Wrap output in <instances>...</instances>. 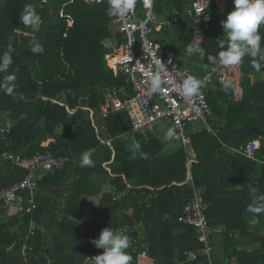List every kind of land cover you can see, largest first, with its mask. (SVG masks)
Instances as JSON below:
<instances>
[{
	"label": "trees",
	"instance_id": "obj_1",
	"mask_svg": "<svg viewBox=\"0 0 264 264\" xmlns=\"http://www.w3.org/2000/svg\"><path fill=\"white\" fill-rule=\"evenodd\" d=\"M211 1V29L203 38L193 35L195 28H202V22L195 24L190 15L194 0L155 3L157 15L172 23L156 34L162 49H173L178 59L188 58V67L198 76L212 70L208 57L217 56L229 39L221 21L233 10V0ZM26 5L35 8L37 23H21ZM136 5L140 8L139 1ZM107 10L106 4H88L85 0H0V57L9 46L13 49L11 66L0 72V116L12 123L11 129L0 131V190L26 176L24 169L7 161L6 154L31 158L51 148L60 156L77 159L40 181L33 197L24 193L22 208L13 210L8 222L0 218V264H23L20 253L25 242L32 247L31 264H84L87 248L94 250V257L102 254L103 250L91 241L99 237L103 227L118 231L139 224H143V230L126 234L141 244L139 252L131 255V264H175L185 261L190 250L201 252L203 245L197 241L195 228L178 221L194 197V188L185 183L187 158L193 160V185L206 192L209 224L222 228L226 246L233 241L232 234L242 239L250 237L249 216L258 219L260 247L234 250L226 263L264 264V211L251 210L257 202H264V66L257 70L253 66L256 58L245 56L240 77L243 94L238 101L234 89L219 82L206 92L213 115L225 122L217 137L198 134L187 153L180 150L171 156L161 155L162 148L154 141L131 148L122 138L131 130L127 112L111 115L105 120V130L98 132L90 110L79 107L69 93L91 96L88 107L97 111L104 101L100 91L127 86L125 77L107 65L125 43L113 33V17ZM259 34L264 37V25ZM34 41L43 47L41 53L31 51ZM193 41L205 50L204 57L187 52ZM261 44L264 47V39ZM128 93L132 95L129 87ZM64 94L66 105L59 103ZM254 139L262 143L254 160L242 152L227 154ZM88 149H95L91 167L82 166L80 161ZM74 166L78 180L64 208L66 218L54 234L46 228L47 209L53 200L43 191L49 184L57 186L62 174ZM110 175L114 176L110 183L116 195L108 194L100 206L86 209L79 201L82 194H95L98 179ZM239 182L245 184L244 190L229 191ZM252 187L254 193H250ZM124 192L126 195L118 200L116 196ZM133 200L137 206L129 218L123 209ZM5 211L0 208V216ZM86 215L96 222L80 227L69 221L71 217L87 219ZM31 222L43 226L33 238L27 233ZM200 262L204 258L200 257ZM216 262L225 264L219 259Z\"/></svg>",
	"mask_w": 264,
	"mask_h": 264
},
{
	"label": "built area",
	"instance_id": "obj_2",
	"mask_svg": "<svg viewBox=\"0 0 264 264\" xmlns=\"http://www.w3.org/2000/svg\"><path fill=\"white\" fill-rule=\"evenodd\" d=\"M47 3L49 0H40ZM157 0H139L140 9L136 5L126 20L114 19V32L124 38V47L121 53L116 54L108 61V66L113 72L121 74L126 79L127 85L132 90V95H128L126 88L104 89L99 92L103 97L99 109L96 111L88 107L91 96L73 95V98L83 107L91 112V120L98 132L105 129L104 121L112 114L127 112L131 121V130L126 133L125 139L130 141L133 147L147 145L154 138L156 126L166 121L171 122L178 137H180L185 146L189 145L191 140L187 135V128L191 124H201L208 134L215 136L218 131L211 125L213 110L207 100L206 91L211 89L216 82L224 84L236 83L239 79V71L242 62L236 66L218 67L201 77L194 75L190 70L180 67L177 54L170 49H162L160 42L154 39L155 33L171 27L170 22L161 21L155 12V3ZM88 4H106L108 0H85ZM211 0H194L190 15L194 18L195 24L202 22V28H195L193 35L196 38H203L211 29ZM165 66L167 75L165 79L170 78L172 83H165L161 90L151 93L149 90V75ZM194 76L202 80V87L198 95L185 97L181 91V84L187 76ZM66 96L59 102L66 105ZM74 112L75 110H71ZM109 145L111 142H107ZM261 148L259 140L248 142L243 153L249 159L254 160L256 152ZM5 158L12 161L15 167L24 169L26 176L20 182L9 188L0 190V208L8 210L13 206L23 203V194L27 193L33 197L38 189L40 175H54L62 171L66 166L76 158L60 156L53 153L51 148L44 152L37 153L31 158L23 157L17 154H6ZM189 175H191L190 161L187 162ZM33 204L32 201H30ZM209 206L205 201V192L202 188L194 187V197L187 208L178 217V221L187 226L194 227L196 230L197 241L203 245L201 252L190 250L186 252V260L176 264H197L200 263V257L204 258L206 264H217L214 259V230L209 224L208 219ZM39 226L36 222H31L27 231L29 238H33L38 232ZM143 230V224L123 226L118 229L124 234H133ZM130 238L129 254L133 255L139 252L141 244L139 240ZM32 247L28 242L22 244L21 258L23 264H31ZM94 257V250L91 249L86 257L84 264H89Z\"/></svg>",
	"mask_w": 264,
	"mask_h": 264
},
{
	"label": "clouds",
	"instance_id": "obj_3",
	"mask_svg": "<svg viewBox=\"0 0 264 264\" xmlns=\"http://www.w3.org/2000/svg\"><path fill=\"white\" fill-rule=\"evenodd\" d=\"M137 0H108V15L111 17L126 20L133 11ZM39 20L38 14L32 5H26L21 14L20 21L25 25H32ZM261 25H264V0H233V10L221 21L223 33L228 35V43L217 56H209L208 60L212 64V70L218 67H230L239 65L245 56L256 58L254 67L259 70L264 66V47L261 41L264 39L259 34ZM13 49L8 50L0 57V72L7 71L12 64ZM31 51L41 53L43 47L38 42H33ZM187 52L200 57L205 56V50L199 43L193 41L187 47ZM166 68L163 65L159 70L149 75L148 83L151 93L161 90L165 83H172L171 79H165ZM11 79V77H10ZM202 80L194 76H187L182 84L181 91L185 97H193L199 94L202 87ZM171 138L174 129H169L166 133ZM95 149H88L81 154L82 166L91 167L94 165L92 159ZM254 212L264 211V202H257L251 208ZM97 249H101L102 254L91 258L89 264H131L132 257L127 251L130 247V238L112 228H104L97 239L91 241Z\"/></svg>",
	"mask_w": 264,
	"mask_h": 264
},
{
	"label": "crops",
	"instance_id": "obj_4",
	"mask_svg": "<svg viewBox=\"0 0 264 264\" xmlns=\"http://www.w3.org/2000/svg\"><path fill=\"white\" fill-rule=\"evenodd\" d=\"M158 17H159V19L161 21H165V22L167 21V20L161 18L159 15H158ZM114 19H115V17H113V20H112V23H111V29H112L114 34L120 35V34L114 32V29H113V21H114ZM167 22H170V21H167ZM171 26H172V23H171ZM163 30H166V29H163ZM156 34L157 33H155V35H154V39L157 40L158 42H160L159 39L157 38ZM121 37L124 40L123 36H121ZM160 44H161V42H160ZM163 50H165V49H163ZM170 50H173V49H170ZM121 51L119 53H121ZM177 60H178V63L180 65V67H181V64H180L179 59H178V55H177ZM181 68L190 70L194 75H196L192 71V69L190 67H187V68L181 67ZM241 68H242V65H241ZM241 68H240V71H239V79H238V81L236 83H233V84L229 85V84H224V83L219 82V83H221L223 85L232 87L234 89V95H235V98H236L237 101L241 99L242 94H243V90H242V88L240 86ZM211 71H213V70L207 71L203 75H205L207 73H210ZM196 76H198V75H196ZM198 77H201V76H198ZM126 85H127V83H126ZM214 85L209 90H213L214 89ZM128 87H129V89H131L129 85H127L125 87H122V88H126V92L128 93ZM128 95H131V94L128 93ZM91 118H92V116H91ZM104 123H105V121H104ZM213 123L215 124V126L212 125ZM4 124L5 125L2 126L0 131L3 132V131H8L9 129H11L12 123H9L8 121H5ZM224 124H225V122H223L220 118H218V117L213 115V118L211 120V125H212V127L215 130L218 131V133L215 136H213V135H211V136L217 137L219 135V133H220L219 132V128L221 126H224ZM169 129H174V135L171 138L167 137V135H166V133L168 132ZM186 132H187V135L190 137V140H191L190 144L187 145V146H185L183 141H182V139L180 137H178L177 131H176L174 125L171 122L166 121L164 123H159L156 126L155 135H154V138L151 141H154L155 143L159 144V146L162 148L161 155L171 156V155L176 154L180 150H183V151H185V153H187L189 151V149H190L191 144H192V138L195 137L198 134H201V133H204V132L207 133L206 129L204 127H202L201 124H191V125H189V127L186 130ZM125 135L126 134H124L122 136V138L125 141H128V140L125 139ZM254 140H259L260 141V139H254ZM176 141H180V143H181L180 147H178V145L176 144ZM250 141H252V140H250ZM107 142H110V141H107ZM128 143L131 146V148H139V147H133V145H132V143L130 141H128ZM246 145H243L239 150H228L227 154L233 155V154L240 153V152L243 153V150L246 147ZM261 145H262V143H261ZM109 146H111V144ZM142 146H146V145H142ZM74 158H76V157H74ZM188 160L190 161L191 175H189V171H188V167H187ZM7 161H9V160H7ZM9 162H11L12 165L14 166L12 161H9ZM192 163H193V160L191 158H187V161H186V181H185V183L188 184V185H191L194 188L195 186L193 185V180H192ZM106 167H107V165L105 166V168ZM106 169L108 171L110 170L109 168H106ZM40 176H41L40 181H42L48 175L47 174H44V175L42 174ZM62 176H63V179L57 186L53 187V185L49 184L47 187L44 188V191H43V194L47 193L51 197V200H53L52 201L53 203L47 209V215L48 216L47 215L46 216H47V221L48 222H46V228L49 229V232L54 230L53 231L54 234L58 232V228H57L58 225H60V223H62L64 221V219L66 218L65 217V213H64V208L67 205V202H68V200L70 198V194H72L71 189H73L74 185L76 184V181L78 180V174H77V171H76V166L69 168L65 173L62 174ZM112 177H114V176L110 175V176L100 177L98 179V186H97L98 190H97V192L95 194H93V195L89 194V193L88 194H82V196H81L79 201L84 203L86 209H87V207L95 208V207L100 206L101 202L104 199V197L106 195H108V194L109 195L111 194V195H114V196L116 195L115 188L110 183L111 180H112ZM131 187H133V186L129 185V188H131ZM244 188H245V184L243 182H239L238 184H236V186L234 188H230L229 191H242V190H244ZM203 191L205 192L204 189H203ZM254 192H255V190L252 187L250 189V193H254ZM124 195H126L125 192L122 193V194H119L116 197L119 200V197L124 196ZM205 195H206V192H205ZM206 203L208 204L209 210H210L209 203L208 202H206ZM22 204H18L16 206H13L12 208L6 210L5 213L0 216V218L5 221L4 223L9 221V218L11 217V214H13L12 213L13 210L17 211V210L22 208ZM136 206H137V204H136L135 200H133L132 202L130 201V202L126 203V205L124 206L123 212L126 213L129 218H132L133 215H134ZM209 210H208V212H209ZM85 217L87 219H83L81 217H80V219L79 218L75 219L74 217H71V218H69V221H74L75 223H79L80 227H82L85 224H87V227H88V224H92V223L96 222V221H93V220L89 219V217L87 215ZM97 221H99V220L97 219ZM230 223H232V222L230 221ZM248 223L252 227L250 237L242 239V238H239L238 234H232L233 241L228 246L225 245V236H224V233L222 231V228L221 227L216 228L214 226H211L212 229L214 230V233H213L214 234L213 235V240H214V242H213L214 243V245H213L214 246L213 255H214V259L216 261H217V259H219L221 262L227 264L226 263V258L231 256L233 254L234 250L238 249L240 251H243V250L254 251V250H256V249H258L260 247V242H259L260 238H259V236L262 234V232H261V230H257V227L259 225L257 217L256 216H249ZM42 229H43V226H39V230H42ZM102 229H104V227ZM49 232H47V233H49ZM145 246L147 248L148 244L145 243ZM90 250H91L90 248L89 249L87 248L86 257H87V254H88V252ZM86 257H85V260H86ZM85 260H84V263H85ZM176 263H177V261H176ZM198 264H206V263L205 262H203V263L200 262ZM231 264H235V261L232 260Z\"/></svg>",
	"mask_w": 264,
	"mask_h": 264
},
{
	"label": "rangeland",
	"instance_id": "obj_5",
	"mask_svg": "<svg viewBox=\"0 0 264 264\" xmlns=\"http://www.w3.org/2000/svg\"><path fill=\"white\" fill-rule=\"evenodd\" d=\"M231 12V10L228 11V13ZM179 62L180 64H182L185 68L188 67L189 63L191 62L188 58L187 59H182V58H179ZM190 67V66H189ZM5 119L3 116H0V129L2 128V126H4L5 124ZM176 144L178 145V147L181 146V143L180 141H176Z\"/></svg>",
	"mask_w": 264,
	"mask_h": 264
}]
</instances>
